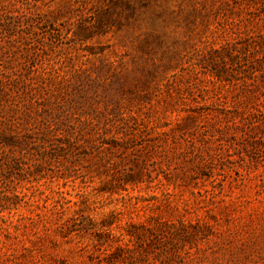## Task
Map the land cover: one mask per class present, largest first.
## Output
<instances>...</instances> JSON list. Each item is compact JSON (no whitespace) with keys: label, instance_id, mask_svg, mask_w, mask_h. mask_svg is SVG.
<instances>
[{"label":"rangeland","instance_id":"1","mask_svg":"<svg viewBox=\"0 0 264 264\" xmlns=\"http://www.w3.org/2000/svg\"><path fill=\"white\" fill-rule=\"evenodd\" d=\"M0 264H264V0H0Z\"/></svg>","mask_w":264,"mask_h":264}]
</instances>
